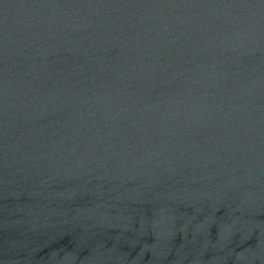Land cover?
Segmentation results:
<instances>
[{"label": "water", "instance_id": "1", "mask_svg": "<svg viewBox=\"0 0 264 264\" xmlns=\"http://www.w3.org/2000/svg\"><path fill=\"white\" fill-rule=\"evenodd\" d=\"M0 264H264V0H0Z\"/></svg>", "mask_w": 264, "mask_h": 264}]
</instances>
